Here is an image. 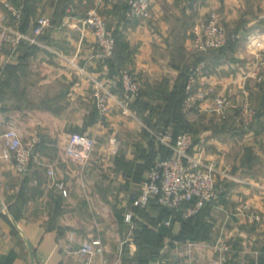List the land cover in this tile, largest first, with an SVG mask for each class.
<instances>
[{
  "label": "crops",
  "instance_id": "obj_1",
  "mask_svg": "<svg viewBox=\"0 0 264 264\" xmlns=\"http://www.w3.org/2000/svg\"><path fill=\"white\" fill-rule=\"evenodd\" d=\"M6 1L20 9L19 17L4 7ZM190 1L152 0L149 21L130 23L125 0H0V18L26 33L39 17L50 19L38 43L0 49V147L8 128L24 142L35 140L28 173L0 159V264H83L80 246L93 239L101 241L95 263L258 264L254 253L264 244V170L249 180L234 175L232 182L219 184V199L189 221L154 203L134 204L151 158L161 155V144L149 133L175 129L169 98L181 85L184 63L195 58L191 41L211 10L238 40L233 51L207 55L206 80L234 102L244 92L264 97V88L259 93L243 75L246 62L255 66L254 54L264 51V0H194L193 8ZM89 9L97 10L117 35L108 60L93 31L81 24ZM126 70L142 82L141 96L127 113L117 90ZM102 87L117 94L105 115L91 97ZM211 107L207 101L193 115L203 121L195 143L207 149L197 156L215 157L222 165L231 146L260 143L255 127H229L237 131L227 140L230 125L221 124ZM74 132L87 136L91 146L69 143ZM113 138L115 152L110 151ZM256 151L264 158L260 148Z\"/></svg>",
  "mask_w": 264,
  "mask_h": 264
},
{
  "label": "built area",
  "instance_id": "obj_2",
  "mask_svg": "<svg viewBox=\"0 0 264 264\" xmlns=\"http://www.w3.org/2000/svg\"><path fill=\"white\" fill-rule=\"evenodd\" d=\"M127 6L125 16L128 21L148 19L151 16V0H125ZM4 7L15 18L19 17L20 9L10 2H3ZM83 22L93 31L101 56L111 58L115 51L116 37L112 29L109 28L104 17L95 9L85 16ZM50 25V19L41 16L36 21L31 33L23 31L19 25H7L0 18V49L5 45L18 46L22 43H38L39 36L45 27ZM237 38L236 34L228 35L225 28L220 23L218 15L212 12L203 25L202 32L195 38L193 47L196 51H207L225 46L229 40ZM258 44V43H257ZM263 56V57H262ZM261 65H264V55H262ZM75 68L81 69L76 62ZM206 70L205 61H201L188 75L185 84V97L182 102L184 111L191 109L195 104L201 103L212 97L213 110L223 115L227 114L232 106V99L215 93L212 86L204 85L201 76ZM256 71H258L256 69ZM142 89V82L133 73L123 71L119 77V87L123 98L119 101L125 113L129 112V104L139 96ZM91 97L103 115L107 114L111 108L112 99L117 98V94L109 88H96ZM239 105V117L241 121L248 125L255 115V111L250 104L246 94L241 98ZM118 101V100H117ZM157 140L163 146L171 150V155L167 157L158 156L153 160L146 177L141 183L140 193L134 199L135 206L144 208L155 201L156 204L165 207L173 212H182L183 217H188L196 213L204 204L215 202L220 197V191L216 182V172L218 164L214 160L205 161L202 156H197L193 152L194 140L190 133L182 131L172 136L167 128L158 131ZM3 141L0 147V159L12 160L15 167L21 173H28L33 159L35 140L24 142L14 128L6 129L2 134ZM69 143H80L87 147L91 146V140L84 134L74 132L69 137ZM111 152L117 149V140H111ZM48 174L53 175L54 170L48 168ZM56 185L61 189L63 183ZM254 218L258 219L259 214L254 213ZM129 219L130 215H126ZM222 250H227V245H222ZM80 252L85 255L83 264H106L103 259L99 262L93 261V256L101 252V241L93 239L84 242L80 246Z\"/></svg>",
  "mask_w": 264,
  "mask_h": 264
},
{
  "label": "rangeland",
  "instance_id": "obj_3",
  "mask_svg": "<svg viewBox=\"0 0 264 264\" xmlns=\"http://www.w3.org/2000/svg\"><path fill=\"white\" fill-rule=\"evenodd\" d=\"M152 1V0H151ZM69 11H72L73 8L69 5L68 7ZM91 10L93 9H89L87 12H86V15L87 13H89ZM214 12L218 15V19L220 21V23L223 25V27L225 28V31L228 35H231V34H234L233 32H231L227 27H226V24H225V21L223 19V17L220 15V13L217 11V10H211V12L207 15V17H204L202 19V23H201V27H200V30L195 34V36L193 37L192 41H191V47L194 51H196L193 47V43H194V40L196 37H198L200 35V33L202 32V29H203V25L205 23V21L207 20V18L209 17V15ZM85 15V16H86ZM84 17H82V20H81V24L84 26V27H87L89 29H91L87 24H85L83 22L84 20ZM151 17V16H150ZM149 17V18H150ZM149 18L148 19H144V20H148L149 21ZM144 20H138V21H144ZM128 21V20H127ZM130 23H134V22H137V21H134V22H131V21H128ZM236 40H238L237 38H234V39H231L228 41V43L226 44V48L228 51H233L234 48H235V42ZM176 46V45H175ZM175 46H172L174 49H175ZM197 52V51H196ZM262 55H264V51H260L259 53H256L254 54V57H255V66H249L250 65V61L246 62V64H248V67H245L244 71H243V75H244V80H248V79H252L254 82H252V86L255 87V86H258V88L260 89V92L261 93V88H264V65L258 63V61H261L262 59ZM262 56V57H261ZM195 62V58L193 60H190L186 63H184L183 65V68H182V72H185V70H187V68H189V66H191L193 63ZM245 65V64H244ZM205 67H206V70L204 71V74L201 76V79L204 83V85L206 86H212L214 88V85L210 82H208L206 80V71H207V61H205ZM258 68V69H257ZM256 69L258 71H256ZM126 71H129V70H126ZM131 72V71H129ZM132 73V72H131ZM249 81V80H248ZM247 85V84H246ZM215 90V88H214ZM215 93H219V92H216L215 90ZM249 100H250V104L251 106L253 107V110L254 111H259L258 109H260L263 105H264V97H262V95H258L257 97H254V98H251L249 93L247 94L246 92H244ZM221 95L223 96H226L228 98H231L232 99V106L230 107V109L228 110L227 114L223 117V115L221 114H218L216 113L214 110H213V105H212V97L201 102V103H197L195 104L191 109L189 110H186L184 111L183 110V113L184 115L186 116V118L188 119V122H186V126L181 128L182 131H186L188 133H190L193 137V140H194V143H195V135H197L198 132H200V130H202L203 128V121L201 120V118L199 117V115L195 118H194V112H196L198 110V108L205 103L207 101H209V103L211 104V110H212V113L215 114L217 117H219L221 120H223L224 118H226L225 120H227V123L226 122H223V121H219L221 122V124H228L230 126H226L225 128L229 129L227 130V136H226V139H230L232 136H233V132L237 131V130H233V129H250V128H253L255 127V129H257L258 131V137L260 139V143L258 142H254L253 141L251 143H243V144H235L233 146H231L226 152L225 154H223V163L222 165L218 164V170L216 172V182L217 184H225L227 183L228 181L232 182L233 181V178L234 175L237 176L239 175L240 177L241 176H248V180L251 179V175L253 176H257V175H260L262 174V171L264 170V158H262L261 155H259L258 151H256V148H260L262 150V153H263V156H264V118L262 120H259V118L257 117L254 124H252V122L248 125L244 124L242 121H241V118L239 117V105H240V102H241V98L237 101V102H234L233 98L228 95V94H224V93H220ZM179 94L176 93L173 97V101H172V104H170V109H173L174 108V105H175V98L178 96ZM244 95V94H243ZM261 109H264L261 108ZM252 124V126H251ZM233 125V126H231ZM229 127H233V129L229 128ZM239 127V128H238ZM241 130H238V131H241ZM159 131V130H158ZM157 130H152L151 132L152 133H149V135L156 137L157 133H158ZM207 149L206 147L204 146H201L199 144H194V150L193 152L194 153H197V152H205ZM202 158H204V156H202ZM205 161L207 160H215V157H212V159L210 158H204ZM216 161V160H215ZM231 244H229L230 247H232L233 249L236 247L234 245L233 242H231ZM257 250V249H256ZM255 257L257 258H253V261L255 262V259L258 261V264H264V244L263 245H260V247H258V250L256 251V253H254Z\"/></svg>",
  "mask_w": 264,
  "mask_h": 264
},
{
  "label": "trees",
  "instance_id": "obj_4",
  "mask_svg": "<svg viewBox=\"0 0 264 264\" xmlns=\"http://www.w3.org/2000/svg\"><path fill=\"white\" fill-rule=\"evenodd\" d=\"M125 8L127 9V7H125ZM126 9H125V12H126ZM124 16H125V13H124ZM125 19H126V16H125ZM126 21H127V19H126ZM115 37H116V44H117V35L116 34H115ZM115 49H116V46H115ZM225 50H227L226 45L223 46V47L217 48V49H210V50H207V51H197V52L194 51L193 54L195 55V62L191 66H189V68H187V70H185V72H181V74L179 75V78L181 79V85L178 86L176 92H174L172 94V96H170L169 102H168V104H169L168 110H169L170 109V104H172L174 95L176 93L179 94L174 99L175 102H176L175 105H174V108L170 109V111L174 112V115L171 118L175 122V129L173 131L170 130V132L172 133L173 137H176V135L178 133L182 132L181 128L185 127L186 122H188V119L186 118V116L183 113L182 102H183L184 97H185V84H186L188 75L191 72V69L194 68L201 61H207L208 60V56L207 55L209 53L214 52V51L224 52ZM114 54H115V51H114ZM114 54H113V56H114ZM141 93H142V89H141V92H140L139 96H137L138 98L141 96ZM138 98H136V99H138ZM263 107H264V105L261 108H263ZM261 108L258 109L259 111H255V115H254V119H253L252 124H254V122H255L257 117L259 118V120H262L264 118V109H261ZM225 119L226 118L223 119V122H227V120H225ZM252 124H251V126H252ZM159 149L161 150V152H160L161 156L167 157V156L171 155V150L169 148H167L166 146L160 145ZM153 160L151 158L148 170H149L150 166L152 165ZM152 203H154L155 205L159 206L160 208H163V209L167 210V212L169 214H171L173 217H177V218H179L182 221H189V220H192L195 217H197L201 213L202 209L206 205L210 204L211 202H208V203L204 204V206H202L196 213H194V214H192V215H190L188 217H183L181 211L173 212V211H171V210H169V209H167L165 207H162V206L156 204L155 201H151L150 202V204H152ZM144 208H146V207H144Z\"/></svg>",
  "mask_w": 264,
  "mask_h": 264
},
{
  "label": "water",
  "instance_id": "obj_5",
  "mask_svg": "<svg viewBox=\"0 0 264 264\" xmlns=\"http://www.w3.org/2000/svg\"><path fill=\"white\" fill-rule=\"evenodd\" d=\"M193 5H194V0H191L190 3H189V7L193 8Z\"/></svg>",
  "mask_w": 264,
  "mask_h": 264
}]
</instances>
